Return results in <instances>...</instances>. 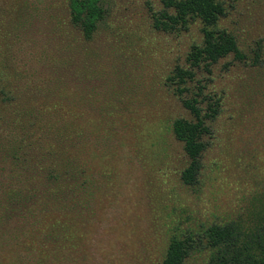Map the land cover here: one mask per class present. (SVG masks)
<instances>
[{
  "label": "rangeland",
  "instance_id": "1",
  "mask_svg": "<svg viewBox=\"0 0 264 264\" xmlns=\"http://www.w3.org/2000/svg\"><path fill=\"white\" fill-rule=\"evenodd\" d=\"M222 1L218 27L242 55L196 73L219 113L204 137L199 181L188 186L171 125L191 116L167 78L201 42L198 19L161 31L153 26L159 0H111L106 22L86 40L65 0H0V82L17 96L15 115L21 109L25 121L32 113L53 134L64 130L61 158L84 169L87 185L72 194L77 208L61 202L32 217L3 216L0 264H160L174 231L264 225V0ZM185 85L189 96L195 84ZM53 134L32 138L46 148ZM6 167L0 162V210ZM204 262L197 253L187 264Z\"/></svg>",
  "mask_w": 264,
  "mask_h": 264
},
{
  "label": "trees",
  "instance_id": "2",
  "mask_svg": "<svg viewBox=\"0 0 264 264\" xmlns=\"http://www.w3.org/2000/svg\"><path fill=\"white\" fill-rule=\"evenodd\" d=\"M110 1L65 0L69 21L84 39L90 40L106 22L111 11ZM159 1L162 9L153 16L154 28L170 32L187 29L190 22L196 19L201 22L202 40L190 46L186 56L188 66L176 65L167 78L191 116L174 119L171 131L175 139L182 143L187 157L180 179L185 185L193 186L201 175L204 137L211 130L209 122L219 113L218 100L204 94L196 73L199 70L210 72L211 65L219 59L229 54L240 58L242 53L235 36L218 27L219 20L226 14L222 0ZM188 81L194 82L195 89L189 96H183ZM9 87L12 89V86ZM17 100L15 92L0 82V124L5 134L0 135V162L7 163V173L11 175L7 178L0 221L3 216L15 211L32 217L33 210L52 208L61 202L73 203L77 208L80 200L72 194L75 190H85L87 185L83 178L84 169L75 166V162L61 158L67 140L64 130L58 129L53 134L43 125L40 126L39 118L32 113L27 115L25 121L21 109L15 115ZM50 133L54 135L51 146H39V137L50 138ZM32 134L39 137L32 138ZM48 237L51 238V233H48ZM197 253L205 255L204 264H264V225H245L231 220L223 224H201L197 229L174 231L160 264H187L189 258Z\"/></svg>",
  "mask_w": 264,
  "mask_h": 264
}]
</instances>
